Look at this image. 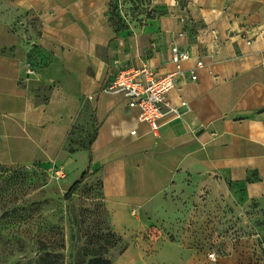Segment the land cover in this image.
<instances>
[{
    "label": "crops",
    "instance_id": "0c3cea01",
    "mask_svg": "<svg viewBox=\"0 0 264 264\" xmlns=\"http://www.w3.org/2000/svg\"><path fill=\"white\" fill-rule=\"evenodd\" d=\"M110 2L0 0V164L61 153L88 164L92 156L109 175L133 168L123 196L140 201L148 224L177 234L174 242L162 237L156 264H264L231 247L213 252L215 260L185 247L202 237L216 202L242 213L264 201V0H145L153 17L130 24L125 37L112 26ZM184 27L188 35L176 36ZM172 42L192 54L170 93L174 105L188 107L152 132L121 95L102 88L115 60L173 71ZM200 54L205 67L191 81L188 68ZM28 60L36 67L29 77ZM70 147L79 151L70 155ZM121 259L150 264L134 248Z\"/></svg>",
    "mask_w": 264,
    "mask_h": 264
},
{
    "label": "rangeland",
    "instance_id": "374dc122",
    "mask_svg": "<svg viewBox=\"0 0 264 264\" xmlns=\"http://www.w3.org/2000/svg\"><path fill=\"white\" fill-rule=\"evenodd\" d=\"M114 2L117 36H129L132 24L141 26L145 16L153 17L145 0ZM66 151L71 155L79 149ZM136 153H143L141 145ZM56 155L47 162L0 164V264H126L119 261L128 248L156 264L162 237L174 242L177 234L157 221L148 224L140 201L123 196L129 193L135 170L117 168L109 175V165L89 166L79 154L72 159ZM86 170L87 177L69 193ZM259 205L250 201L238 213L216 202L207 214V227L197 231L202 237L185 247L220 255L231 247L245 251L251 262L257 254L264 258V201ZM253 235H258V244ZM94 259L102 262H91Z\"/></svg>",
    "mask_w": 264,
    "mask_h": 264
},
{
    "label": "built area",
    "instance_id": "2783aa9c",
    "mask_svg": "<svg viewBox=\"0 0 264 264\" xmlns=\"http://www.w3.org/2000/svg\"><path fill=\"white\" fill-rule=\"evenodd\" d=\"M210 33L213 40L217 41L218 32L211 30ZM187 35L186 27L176 33L178 37ZM191 58L192 54L188 49L181 48L177 43L172 42L170 60L174 69L171 72L161 73L148 61L142 62L139 67H128L122 65L119 60H115L113 74L103 86L102 92L121 95L125 99L127 107L136 111L137 121L146 124L150 131L157 132L165 120L172 115H178L181 108L188 107L185 101H180L177 106L174 105L170 93L183 72L182 64ZM204 67L203 56L200 54L196 58L194 66L188 68L189 79L196 80V71ZM24 71L28 77L35 75L36 67L32 61L25 62ZM130 134H135V130H131ZM58 175H61L60 172ZM208 258L215 260V254L210 252Z\"/></svg>",
    "mask_w": 264,
    "mask_h": 264
},
{
    "label": "trees",
    "instance_id": "16d2710c",
    "mask_svg": "<svg viewBox=\"0 0 264 264\" xmlns=\"http://www.w3.org/2000/svg\"><path fill=\"white\" fill-rule=\"evenodd\" d=\"M115 8H116V4L114 2V0H111L110 2V21L112 23V26L114 27L115 31L117 32V22H118V16L117 14L115 13ZM114 18V20H113ZM91 164V159L89 160V166ZM88 175V170L84 171L80 177V180L74 182V184L71 186V188L69 189V193H72L76 188L77 186L79 185L80 182H82ZM91 262H102V260H98V259H94L92 260ZM106 264H109L108 261L105 262Z\"/></svg>",
    "mask_w": 264,
    "mask_h": 264
}]
</instances>
